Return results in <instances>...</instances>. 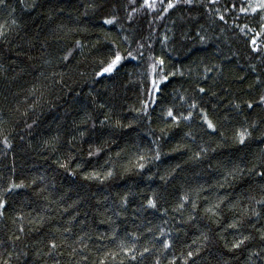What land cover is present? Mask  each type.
Segmentation results:
<instances>
[{"label": "trees", "instance_id": "1", "mask_svg": "<svg viewBox=\"0 0 264 264\" xmlns=\"http://www.w3.org/2000/svg\"><path fill=\"white\" fill-rule=\"evenodd\" d=\"M252 2L0 5V264H264V50L250 43L264 22L241 11ZM114 51L125 59L98 76ZM158 59L169 81L151 103ZM242 236L251 239L229 251ZM121 243L151 251L132 261Z\"/></svg>", "mask_w": 264, "mask_h": 264}, {"label": "snow or ice", "instance_id": "2", "mask_svg": "<svg viewBox=\"0 0 264 264\" xmlns=\"http://www.w3.org/2000/svg\"><path fill=\"white\" fill-rule=\"evenodd\" d=\"M132 2L134 3L135 0H132ZM157 2H159V4L163 5L165 3V0H143V3L140 5L141 8H145L148 10H155L157 7ZM5 3V0H0V5H3ZM183 3V4H187V5H191L193 3V0H175V2H173V0H167V6L165 8H163V11L167 12L169 9L174 8L176 5ZM251 11L252 13H262V15L260 16V20L262 22H264V0H255V2L249 3L248 6L246 8H241L242 12H248ZM134 11H136V9H134ZM221 20L224 19L223 16L220 17ZM116 20L115 16H112V18H106L104 19L103 23L104 24H113ZM13 23H15V21H13ZM260 31L255 33V37L252 38L250 40V43L252 45V51L253 52H261L264 49H261V47L258 44V37H264V23L260 24ZM248 31H252L251 28L247 29ZM241 31H244V29H242ZM5 31H4V25H0V36L5 35ZM77 45L79 46V42H77ZM128 57H131L132 59H135L136 57L133 56L132 52H128L127 53ZM142 55V53H141ZM125 59V57L121 54L120 51H114L111 53V55L106 59V60H102L100 62V66H99V70L97 71V75L98 76H103L105 74H114V72L117 70L118 65H120V63ZM151 72L149 74V84L150 87H145V91L149 93V95L151 96V103H156L157 100V95L162 91V85L167 83L169 81V73L165 71V61L163 59H158L155 61V63H153L151 66ZM174 75V73L172 74ZM158 77V78H157ZM199 91L201 93H203L205 91V89L203 87L199 88ZM143 103V102H142ZM260 104H264V95L260 96V100H259ZM148 107L147 103H144V108L146 109ZM191 108H195L196 104L193 103L190 105ZM237 108H239V105H236ZM249 108H252L253 105L251 103L248 104ZM167 117L171 118V120L175 123H179V119L180 116L174 114L172 109H168L167 113H166ZM185 120L191 119V113H188V115L183 117ZM203 122L204 124H206L207 129L212 131V132H216L217 128L216 125L208 119L207 115L203 116ZM255 125H253L254 127ZM83 135V133H82ZM250 135L249 131L247 128H244L242 131H238L236 133V138L238 140V143L243 144L246 140V138ZM5 146L6 147H10V145L8 144L7 140L5 139L4 141ZM94 153L90 152L89 155H93ZM199 156V153H197V157ZM156 158L159 159V154L157 153ZM141 160H144L145 157L141 156L140 157ZM61 167H64V165H61ZM140 168H143L144 165L140 164L139 165ZM112 172L108 171L107 172V176H111ZM261 175H264V173H261ZM99 178L97 174H93L91 176H86L85 179H97ZM21 185H16V184H12L10 185L7 189H5V192H11L14 189L20 187ZM257 204L260 205H264V199L258 200L256 201ZM6 204L7 201L3 198L0 197V210H3L6 208ZM147 206L149 208H156V202L153 199H149L147 202ZM181 208H183V204L180 205ZM216 207H219V205H217ZM193 208H195V204H193ZM207 211L211 212L212 209H207ZM4 212L0 211V216H3ZM213 215H215V213H213ZM253 215L255 216H259V212L253 210ZM229 228L232 229H237V224L236 223H231L228 225ZM21 232L24 231L23 228L20 229ZM17 240L20 239L19 236L16 237ZM205 239H207V237H205ZM251 236H242L240 239L235 240L232 245L231 248L229 249V251L235 250V249H239L242 245L245 244L246 241H250ZM261 240H264V235L261 236ZM195 243V241H194ZM52 248H55L56 245L55 243H53ZM171 243L169 240H164L162 242V248L163 250H167L171 247ZM227 247V245H226ZM120 248L122 251L125 252V255L128 256L129 259H131L132 261H136L138 256L143 258L145 256L146 253H149L151 251V249L145 247L143 249V251H138L135 247V245H131L127 248H125V245L123 243H121ZM73 251H75V249H73ZM198 254V253H197ZM253 255H259V253H254ZM187 256L189 258L193 257V252L189 251L187 253ZM3 264H8V261L5 260L3 262ZM101 264H103V262H101ZM121 264H123V262H121ZM156 264H160V260L157 259L156 260ZM172 264H174V261L172 262ZM185 264H187V261H185ZM225 264H227V262H225Z\"/></svg>", "mask_w": 264, "mask_h": 264}]
</instances>
